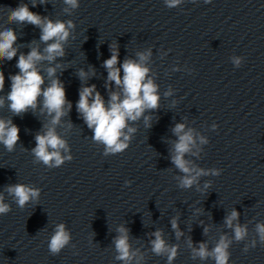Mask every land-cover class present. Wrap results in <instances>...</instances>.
Returning <instances> with one entry per match:
<instances>
[{
    "label": "clouds",
    "instance_id": "clouds-1",
    "mask_svg": "<svg viewBox=\"0 0 264 264\" xmlns=\"http://www.w3.org/2000/svg\"><path fill=\"white\" fill-rule=\"evenodd\" d=\"M45 0H41L44 3ZM211 2V0H205ZM66 5L71 8L78 7V0H64ZM168 7H175L181 3V0H166ZM35 6V5H33ZM67 11V9H65ZM10 23H28L35 25L41 29L40 40L47 46L43 49V53L39 50V46L31 47L27 55L21 53L18 57L16 67L19 72L10 75L11 90L7 94L9 109L12 113L20 115L29 109L35 111L38 106L39 98L43 97L41 112L46 110L47 115L51 117L49 125H44L46 131L43 134L38 133L35 136L36 146L31 150L36 161L42 162L49 167H59L65 160H72L70 155H62V151H69L67 142L57 133L56 126L60 124L61 118L67 114L72 108V103L67 99L66 89L63 82L55 78L56 69L62 65L57 64L55 67L47 69V76L50 78V84L45 88V79L41 71L37 67L38 62H52L57 57L64 56L63 44L68 40L69 29L74 27L71 20L67 22L55 21L42 18L40 15L32 12L28 4H18L16 8L9 9L8 16ZM17 40L16 33L11 29L0 31V61H11L17 56L18 49L13 47ZM52 41L51 43H48ZM35 43V42H34ZM139 61L133 59H125L119 67V50L117 46H111V56L103 63L107 70L106 88L110 90V97L107 105L101 93L96 90V85L83 86L79 91V99L76 102V110L82 116L84 123L92 130V138L95 142H100L105 146V154L121 153L129 147L131 136L129 134L135 132L136 129L129 127V121H137L142 116L146 126L150 127V117L144 116L147 110H156L159 108L160 96L158 94V85L154 83L149 76V68L145 65V61L151 55L148 53H137ZM234 62L239 65V58H235ZM121 70L123 75L121 76ZM94 75V71L92 72ZM82 82L88 79V73L81 69L78 73ZM120 89V91H111L112 85ZM5 84V76L0 70V91H3ZM171 93H165L170 95ZM4 98H0V107L4 105ZM67 105V109L65 106ZM125 129L127 131H125ZM173 134L177 137L172 146L171 162L184 175L179 177L180 186L182 188H191L198 183V178L204 175L221 174V169L204 170L197 168L191 161L185 159L186 154L192 152L196 145V139L192 129L185 131V124L177 123L172 129ZM19 140V128L11 119L0 118V143L11 152ZM207 141L200 137V143ZM205 185V188L209 187ZM6 191L13 196L19 207L23 208L30 200L39 197V189L23 185H8ZM10 211V206L4 202L3 194H0V214H6ZM239 213L233 209L230 215L225 217V225L234 232V239L241 241L247 236V226L239 223L233 224L238 220ZM173 230L176 231L177 238L183 235L179 231L177 219L171 221ZM119 235L115 238V248L118 253L116 259L130 264L135 252L130 251L128 229L121 226L117 229ZM205 234L208 228H205ZM256 232L259 240L264 243V224L256 225ZM152 235L155 239L151 241L152 251L156 255H167L168 264L177 255V246H169L162 239L160 231L154 232ZM70 241V233L66 230L64 224L56 226L55 232L49 241V250L51 253H59ZM189 247L192 248L193 258L199 257L201 260L211 258L215 264H228L230 253L228 248L232 241L222 235L216 245L209 250L207 243L200 242L198 247L192 246V241H188ZM255 247V241L252 244ZM247 251V247L245 248Z\"/></svg>",
    "mask_w": 264,
    "mask_h": 264
}]
</instances>
